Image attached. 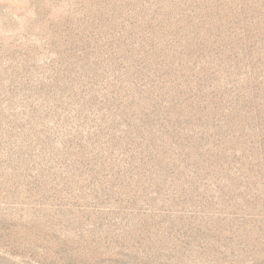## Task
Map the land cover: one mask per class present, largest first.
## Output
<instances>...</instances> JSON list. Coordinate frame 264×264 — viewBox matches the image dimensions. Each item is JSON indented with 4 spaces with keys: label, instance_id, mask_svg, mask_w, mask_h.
I'll use <instances>...</instances> for the list:
<instances>
[{
    "label": "rangeland",
    "instance_id": "1",
    "mask_svg": "<svg viewBox=\"0 0 264 264\" xmlns=\"http://www.w3.org/2000/svg\"><path fill=\"white\" fill-rule=\"evenodd\" d=\"M0 264H264V0H0Z\"/></svg>",
    "mask_w": 264,
    "mask_h": 264
}]
</instances>
